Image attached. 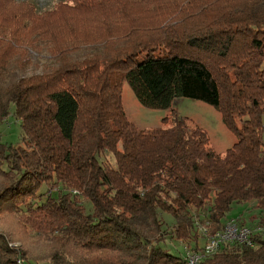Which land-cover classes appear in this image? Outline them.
I'll use <instances>...</instances> for the list:
<instances>
[{"label":"trees","instance_id":"16d2710c","mask_svg":"<svg viewBox=\"0 0 264 264\" xmlns=\"http://www.w3.org/2000/svg\"><path fill=\"white\" fill-rule=\"evenodd\" d=\"M76 1L79 9L89 3ZM193 1L185 0L182 9L193 10ZM67 6L62 2L39 15L50 21ZM206 8L200 16L209 20ZM259 10L242 8L223 20L213 16L199 30L170 34L167 41H135L91 62L63 63L69 50L50 48L61 64L43 74L16 75L27 65L1 64L7 69L0 68V76L11 75L0 79V126L13 115L23 144L0 140V212L15 213L61 239L58 262L72 249L80 257L69 255L67 264H186L161 244L177 241L185 251H203L201 226L214 236L236 205L253 204L260 211L253 217L259 225L251 234L253 246L226 243L201 264H264ZM107 34L113 36L111 30ZM124 83L142 106L168 111L162 126L140 129L128 119ZM181 98L221 112L238 142L217 153L208 134L173 108ZM23 256L0 234V264H19Z\"/></svg>","mask_w":264,"mask_h":264},{"label":"rangeland","instance_id":"374dc122","mask_svg":"<svg viewBox=\"0 0 264 264\" xmlns=\"http://www.w3.org/2000/svg\"><path fill=\"white\" fill-rule=\"evenodd\" d=\"M72 1L78 6H74ZM86 1L89 3L85 9H79L81 5L76 0H0V65L7 63L19 69L27 65L23 72L16 75H38L52 71L61 64L59 54L49 55L50 48L54 51L69 50L66 56L70 58L64 56L63 63L91 62L94 57L111 56L134 46L135 41H167L170 34L199 30L205 20L212 21L213 16L228 19L232 11L237 13L242 8L260 9L264 14V0H190L194 2L190 12L182 9L185 0H151L132 4L114 0ZM62 2L69 6L50 21L44 20V15H39L54 10ZM204 7H207L209 20L200 16ZM224 7H230L232 11L223 12ZM190 13H194L193 19H187ZM37 15L40 18L34 19ZM108 30L113 36L107 34ZM9 75L3 73L0 79ZM122 102L128 119L140 129L162 126L163 119L169 114L168 111L142 106L127 83L122 87ZM173 108L208 134L210 146L217 153L225 154L238 142L235 133L224 123L222 113L214 107L181 98L175 100ZM235 125L241 128V118H236ZM21 135L20 122L13 115L0 126V140L3 143L17 145L21 143ZM48 189L54 191L55 187ZM253 217H260V211L253 208V204L236 205L223 222L243 221L246 227L254 231L259 225L255 224ZM202 228H199L200 232ZM260 228L264 234V226L260 225ZM44 230V227L27 224L23 217L15 213L0 212V234L6 237L11 248L24 254L19 258V264H67L73 260L69 255L75 254L77 259L80 257L75 250H64V253L68 252V256L64 257L66 261L58 262L60 259H55L54 254L62 248L61 239H55L49 229ZM204 241L207 239L200 240V244L204 245ZM161 246L183 259H186L188 252H193H186L185 244L177 241L167 240Z\"/></svg>","mask_w":264,"mask_h":264},{"label":"built area","instance_id":"2783aa9c","mask_svg":"<svg viewBox=\"0 0 264 264\" xmlns=\"http://www.w3.org/2000/svg\"><path fill=\"white\" fill-rule=\"evenodd\" d=\"M201 231L206 237L207 243L203 251L188 252L186 264H201L205 258L218 252L221 246L226 243H241L253 246L252 231L250 228L240 225L237 220H230L225 224L223 230L214 236H208L206 228H202Z\"/></svg>","mask_w":264,"mask_h":264}]
</instances>
